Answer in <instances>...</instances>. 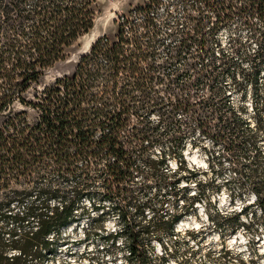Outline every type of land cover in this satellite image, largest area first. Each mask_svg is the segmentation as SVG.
<instances>
[{"label": "rangeland", "instance_id": "1", "mask_svg": "<svg viewBox=\"0 0 264 264\" xmlns=\"http://www.w3.org/2000/svg\"><path fill=\"white\" fill-rule=\"evenodd\" d=\"M150 1L98 0L93 29L70 46L66 58L48 69L40 83L28 92L29 99L33 100L35 94L52 86L58 79L74 78L82 56L91 53L100 37H106L107 41L102 45L108 48V41L119 45L122 38L125 42L126 37H132L130 27L135 26L143 33L144 71L148 73L145 77L148 81L143 82L138 78L140 76L127 78L124 73L119 77L117 91L96 98L94 94L99 90L98 86L106 85L104 78H108V72L103 70L102 76L94 75L89 79L94 87L84 101L89 106L124 104L131 108V113L126 115L125 134L134 126L150 130V140L136 141L133 145L131 155L135 164L129 170L131 180L121 184L122 189L133 190L136 199L133 204L123 206V211L116 204L119 198H107L105 171L113 157L103 151L101 159L90 170L91 180L85 190L93 193L92 204H103L104 212L94 210L88 199H84L78 206L77 222L70 223L56 237L54 250L38 248L42 260L36 259L37 253L33 250L29 256L30 264H73L84 259L94 264H131L122 232L125 216L132 219L141 239H146L147 232H155L164 243L152 237L147 247L149 258L146 264H264V214L255 201L251 183L235 175L241 165L246 169L264 171V158L255 163L251 158L255 148L246 142L240 162L232 163L227 159L223 145H214L209 133L200 132L198 127L200 119L210 116L214 121L216 116L223 115L232 120L235 114L242 121V131L246 135L255 134L256 145L264 152V50L259 47L264 36L259 32L255 35L253 30H261L264 20L253 8L249 9L257 7L261 0H219L216 9L229 4L232 8L217 12L194 0ZM256 1L258 3L252 5L251 2ZM189 5L194 7L189 8ZM197 24L203 28L199 35L192 29ZM143 25L148 27L144 29ZM215 26L218 30L213 35L207 32ZM121 30L124 31L123 37H120ZM202 35L212 49L210 58L216 65L208 74L202 69L200 60L191 53L196 48L191 40ZM187 37L191 40L180 45V41ZM125 47L129 51L136 50L134 44ZM100 53L90 54L76 75L77 81L86 78L88 69L108 65L106 56ZM15 110H27L28 118L37 121L36 110L18 104ZM6 118V115L0 116V125ZM174 133L182 137L181 141L171 139ZM179 142L186 143L183 157L187 166L195 169L198 178L182 179L177 185L180 193L176 197L171 194L175 180L189 175L186 169H178ZM219 153L223 157L217 162L214 157ZM210 154H214L213 158ZM208 157L213 160L214 168L208 166ZM163 159L167 164L161 162ZM58 174L53 166L40 169L26 205L43 199L37 197L36 189L48 185L65 191L66 199H71L76 180L70 177L61 181ZM200 192L209 200L196 201L195 211L182 214L174 225V232H169L172 217L167 213H184L186 205ZM148 198L152 200V206L140 209L135 206L143 205ZM44 199L50 208L61 203L54 197ZM246 207L247 213L242 212ZM19 209L24 207L17 206L15 210ZM208 213L217 220L218 227L212 225ZM181 221L185 222L179 224ZM239 221L245 227H238ZM36 226L37 219L30 216L21 229L35 231ZM12 254L19 253L14 250Z\"/></svg>", "mask_w": 264, "mask_h": 264}, {"label": "trees", "instance_id": "2", "mask_svg": "<svg viewBox=\"0 0 264 264\" xmlns=\"http://www.w3.org/2000/svg\"><path fill=\"white\" fill-rule=\"evenodd\" d=\"M97 1L0 0V116L7 117L0 125V264H30L29 256L33 250L37 253V260L43 259L38 248L54 250L57 245L56 237L60 234L61 228L76 219L75 210L83 198L92 200L93 193L85 190V187L91 180L90 170L101 159L100 154L103 151L113 157V161L106 165L108 177L104 179V184L108 185V199L119 198L120 201L116 204L120 205L119 208L123 211L122 208L133 204L136 199L133 190L122 189L121 184L131 180L129 170L135 164L131 155L133 145L136 141L144 143L150 140V130L134 126L125 134L126 115L131 113V108L124 104L114 107L109 104L89 106L84 101L87 93L94 87L89 79L94 75H101L103 70L108 72V78H104L106 85L98 86L99 90L94 94L96 98H104L109 91L113 93L117 91L119 77L124 73L127 78L140 76L138 78L143 79V82L148 81L145 79L148 73L144 71L146 51L142 49L144 44L141 42L144 35L138 28L130 27L132 37L131 35L126 37L125 42L122 38L119 45L108 41V48L102 45L107 41L106 37H100L90 54L101 52L102 56H106L108 65H100L94 70L88 69L86 78L81 82L77 81L76 75L90 54L82 56L74 78L58 79L52 86L35 94L33 100L28 97L29 90L40 83L46 71L66 58L67 49L93 29ZM155 1L158 0L150 2ZM194 1L215 12L232 8L229 4L227 7L216 9L217 4H220L219 0ZM251 3L255 5L258 1ZM192 7L194 5H189V8ZM252 8L258 17L264 20V0H261L257 7L249 9ZM143 27L146 29L148 26ZM261 28L253 29L254 34L257 35L259 32L264 36V26ZM192 29L199 35L203 28L197 24ZM217 30L218 27L215 26L207 32L213 35ZM123 36L124 31L121 30L120 37ZM188 40L191 39L189 37L182 39L180 45H185ZM191 41L196 45V48L191 50V53H194L193 57L200 60L201 67L207 74L210 73L216 65L210 58L213 52L205 36ZM129 44H134L136 50L129 51L125 47ZM259 47L264 50V42ZM148 68L152 69L153 66ZM119 98H122V95ZM16 104L36 110L37 121L32 122L28 118L27 110L16 111ZM211 114L213 116L214 113ZM238 117L234 114L232 120L225 119L223 115L216 116L217 120L214 121L210 116L200 119L199 131L209 133L214 145H223L227 159L235 164L240 162V154L246 142L251 143L255 148L251 158L257 163L264 158V152L256 145L255 134L246 135L242 131L240 124L242 121ZM171 139L181 141L182 137L174 133ZM178 146L179 155L176 159L178 169H186L189 175H182L175 180L171 194L176 197L180 193L177 185L182 179L198 178L195 169L188 167L183 157L186 143L179 142ZM210 155L213 158L214 154ZM221 157L223 156L219 153L214 158L220 162ZM208 158V166L214 168L213 160ZM161 162L167 164L165 159ZM50 166L59 173L57 177L59 180L64 181L70 177L76 180L73 197L66 199L65 191L59 188L52 189L48 185L36 189L37 197L43 199L26 205L38 181L37 172ZM80 169L82 172L79 173ZM235 175L251 183L255 201L264 214V171H259L258 168L246 169L241 165L240 169L235 170ZM45 197H54L61 203L50 208ZM204 199L209 200V197L205 193L201 195L200 192L189 205H186L188 207L184 213L175 215L167 213L172 217L169 232H174V225L182 218V214L195 211V202ZM17 206H23L24 209L15 210ZM135 206L139 209L143 206H152V200L148 198L143 205ZM100 207L102 205H94V208ZM242 212L247 213V207L242 209ZM30 216L37 219L36 229L23 231L21 226ZM208 218L212 225L218 227L219 223L212 214L208 213ZM124 219L126 223L122 232L128 244L131 264H146L149 258L147 247L151 244L152 237L158 238L159 241L161 239L155 232H147L146 239H141V234L133 227L132 219L127 216ZM157 223L161 227L159 218ZM241 226L245 227L244 223L239 221L238 227ZM51 233H55L53 240L48 239ZM14 250L19 254H12Z\"/></svg>", "mask_w": 264, "mask_h": 264}, {"label": "built area", "instance_id": "3", "mask_svg": "<svg viewBox=\"0 0 264 264\" xmlns=\"http://www.w3.org/2000/svg\"><path fill=\"white\" fill-rule=\"evenodd\" d=\"M107 168V167H106ZM106 173H107V171H105ZM108 177V173H107V176H106V178ZM108 186V185H107ZM106 196H107V198H108V193L106 194ZM84 199H88V201L92 204V200H90L89 198H83V200ZM82 200V201H83ZM94 205H102V207H100L99 209H97V208H94ZM79 206V205H78ZM78 206H77V209L75 210V214H76V219L74 220V221H72V222H77V218H78V215H77V213H78ZM92 208L94 209V210H96V211H103L104 212V209H103V204L102 203H99V204H92ZM72 222H70V223H72ZM70 223H68L67 225H64L62 228H61V232H62V230L63 229H65L66 227H68L69 225H70ZM60 232V233H61ZM55 238V233H51V234H49L48 235V239H50V240H53ZM73 264H94V263H92V262H90V261H88V260H86V259H84V261H82V262H77V263H73Z\"/></svg>", "mask_w": 264, "mask_h": 264}, {"label": "bare ground", "instance_id": "4", "mask_svg": "<svg viewBox=\"0 0 264 264\" xmlns=\"http://www.w3.org/2000/svg\"><path fill=\"white\" fill-rule=\"evenodd\" d=\"M183 222H185V221H181L179 224H182Z\"/></svg>", "mask_w": 264, "mask_h": 264}]
</instances>
